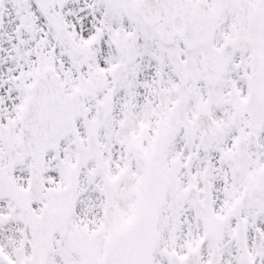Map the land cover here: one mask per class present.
Listing matches in <instances>:
<instances>
[{
    "label": "snow or ice",
    "instance_id": "obj_1",
    "mask_svg": "<svg viewBox=\"0 0 264 264\" xmlns=\"http://www.w3.org/2000/svg\"><path fill=\"white\" fill-rule=\"evenodd\" d=\"M0 264H264V0H0Z\"/></svg>",
    "mask_w": 264,
    "mask_h": 264
}]
</instances>
